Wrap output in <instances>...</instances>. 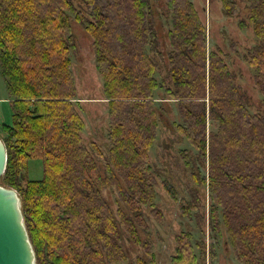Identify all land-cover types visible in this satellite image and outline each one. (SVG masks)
Returning a JSON list of instances; mask_svg holds the SVG:
<instances>
[{
    "label": "trees",
    "instance_id": "obj_1",
    "mask_svg": "<svg viewBox=\"0 0 264 264\" xmlns=\"http://www.w3.org/2000/svg\"><path fill=\"white\" fill-rule=\"evenodd\" d=\"M79 1L83 8L74 0H0V74L12 105V122L0 124L8 153L0 183L21 196L37 264H156L148 217L161 222L163 212L150 148L167 102L174 130L196 151L191 159L181 153L189 202L201 201L202 219L207 208L212 240L181 230L170 264L205 262L220 240L243 264H264V0H219L225 17L253 32L246 62L261 95L256 111L230 56L208 49L193 0H162V13L157 0ZM73 20L91 40L102 79L107 152L84 141ZM159 20L168 43L163 74ZM33 159L43 162L42 178L27 175Z\"/></svg>",
    "mask_w": 264,
    "mask_h": 264
},
{
    "label": "rangeland",
    "instance_id": "obj_2",
    "mask_svg": "<svg viewBox=\"0 0 264 264\" xmlns=\"http://www.w3.org/2000/svg\"><path fill=\"white\" fill-rule=\"evenodd\" d=\"M78 7L83 5L79 0H74ZM199 15L206 26L208 49L219 47L222 52L228 54L230 59L227 64L235 75V80L240 90L248 98L251 111H256L261 95L256 87L252 71L247 65L246 58L249 51L255 44L253 32L249 26L241 29L238 26V18L225 17L221 12L219 0H193ZM84 4V3H83ZM156 9L159 13L164 10L162 0H157ZM245 14L241 13L240 17ZM76 48L73 54V69L78 89L79 107L86 121L84 131V141L90 146L91 142H96L104 152L109 149L108 139V107L102 93V79L95 68V55L91 46V40L84 31L83 26L73 20ZM156 28L160 36L159 50L163 58H159L161 74L164 73L165 49L167 48L166 28L161 21H157ZM158 97L164 94L158 93ZM11 97L4 77L0 74V124L12 122ZM174 103H165V116H162L159 134L156 142L150 148V161L155 172L159 174V185L157 188L156 205L163 212L162 221H157L148 217L150 226V237L153 240L152 250L155 255L156 264H170L171 256L174 253V236L181 230L188 228L193 233L195 239L205 233V240L211 244L212 240L208 235L207 228V208H205L204 219L201 218V201L197 203L198 208L189 202L192 199L188 189L192 185V178L184 171V161L181 157L182 151L188 153L189 158H193L196 151L190 146L187 140L182 138L173 128V120H178L175 115ZM177 122V121H176ZM214 125H207V129ZM200 172L204 168L199 167ZM27 175L31 179H39L44 176L43 162L40 159L30 160L28 163ZM165 180L171 184L169 189L173 194L164 189L161 181ZM199 194V192H198ZM183 197L185 201H182ZM207 203V198H206ZM190 206L189 212L182 206ZM116 209L115 204H113ZM207 206V205H206ZM205 206V207H206ZM205 228V229H204ZM201 229V230H200ZM199 264H243L237 260L233 254L224 248L222 240L215 245L214 257H206Z\"/></svg>",
    "mask_w": 264,
    "mask_h": 264
},
{
    "label": "water",
    "instance_id": "obj_3",
    "mask_svg": "<svg viewBox=\"0 0 264 264\" xmlns=\"http://www.w3.org/2000/svg\"><path fill=\"white\" fill-rule=\"evenodd\" d=\"M8 153L0 137V178L7 166ZM26 226L19 192L0 183V264H37Z\"/></svg>",
    "mask_w": 264,
    "mask_h": 264
}]
</instances>
